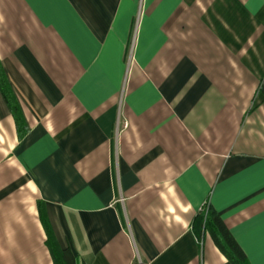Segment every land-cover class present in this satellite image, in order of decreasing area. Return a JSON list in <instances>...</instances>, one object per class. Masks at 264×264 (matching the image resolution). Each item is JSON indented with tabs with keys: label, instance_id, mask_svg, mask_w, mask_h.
<instances>
[{
	"label": "crops",
	"instance_id": "obj_1",
	"mask_svg": "<svg viewBox=\"0 0 264 264\" xmlns=\"http://www.w3.org/2000/svg\"><path fill=\"white\" fill-rule=\"evenodd\" d=\"M0 264H264V0H0Z\"/></svg>",
	"mask_w": 264,
	"mask_h": 264
},
{
	"label": "trees",
	"instance_id": "obj_2",
	"mask_svg": "<svg viewBox=\"0 0 264 264\" xmlns=\"http://www.w3.org/2000/svg\"><path fill=\"white\" fill-rule=\"evenodd\" d=\"M0 93L14 119L18 138L21 139L27 132V126L19 103L9 85L1 64ZM37 209L46 236L45 245L49 251L53 264H79L77 257L70 249H63L58 245L49 225L42 202L37 203ZM193 230L198 241H201L205 235H208L215 247L230 264H249L244 252L221 217L210 208L206 207L199 212V215L195 219Z\"/></svg>",
	"mask_w": 264,
	"mask_h": 264
},
{
	"label": "built area",
	"instance_id": "obj_3",
	"mask_svg": "<svg viewBox=\"0 0 264 264\" xmlns=\"http://www.w3.org/2000/svg\"><path fill=\"white\" fill-rule=\"evenodd\" d=\"M207 206L206 205H204L202 208H201V211L203 210V209H205Z\"/></svg>",
	"mask_w": 264,
	"mask_h": 264
}]
</instances>
